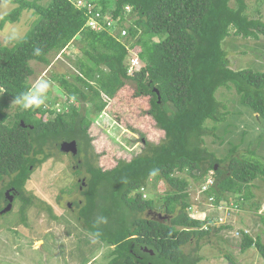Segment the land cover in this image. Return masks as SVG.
<instances>
[{
	"label": "trees",
	"instance_id": "1",
	"mask_svg": "<svg viewBox=\"0 0 264 264\" xmlns=\"http://www.w3.org/2000/svg\"><path fill=\"white\" fill-rule=\"evenodd\" d=\"M8 1L16 6L2 17L0 28L7 21L16 22L23 10H32L37 19L15 45L0 44V183L6 181L21 191L31 166L59 151L61 142L74 140L81 163L73 173L81 175L83 168L87 177L79 192L81 203L72 205L82 229L91 235L92 246L112 248L106 264H197L201 257L183 248L195 244L196 250L211 243L213 231L232 229V225L205 226L206 220L190 217L188 181L176 173L199 181L212 172L213 185L206 195L214 197L213 205L233 201V206L245 209L251 204L264 226V214H258L261 202L252 191L253 181L264 180V165L238 157L236 146L219 159L203 145V137L214 136L216 126L228 115L216 99L219 88L232 89L240 105L250 110L254 124H264V72L233 69L221 45L230 35L264 37V22L247 14L245 0H235V6L231 0H99L101 11L113 10L116 25L125 28L123 41L109 30L86 28L85 10L71 0ZM75 40L81 54L73 62V72L51 77L63 92L61 101L46 98L41 107L22 110L15 99L31 87L30 63L48 66L51 54L63 53ZM138 49L139 65L129 74L126 61ZM126 85L132 86L134 98L148 97L145 113L163 139L151 143L138 132L142 152L102 169L95 164L88 128ZM53 103L59 105V112L50 107ZM13 105L16 110L10 115ZM207 121L213 123L210 128ZM149 179L163 182L167 189L143 199L139 189ZM158 202L168 218L150 213ZM42 208L57 219L52 208ZM240 232L239 250L255 249L264 264V231L256 236L244 229ZM225 258L237 264L230 255Z\"/></svg>",
	"mask_w": 264,
	"mask_h": 264
},
{
	"label": "rangeland",
	"instance_id": "2",
	"mask_svg": "<svg viewBox=\"0 0 264 264\" xmlns=\"http://www.w3.org/2000/svg\"><path fill=\"white\" fill-rule=\"evenodd\" d=\"M48 1L37 0L39 4H46ZM245 2L247 14L251 18H259L264 22V0H245ZM230 4L235 6V0H231ZM15 6L8 0H0V23L2 17ZM36 19L32 10H23L16 22H5L0 28V44L6 46L3 43V33L6 29H13L23 37ZM125 23L128 25V22ZM15 44L7 46L11 47ZM221 45L227 52L233 69L264 72V37L252 40L230 35ZM79 46H81L79 41L75 40L63 53L51 54L48 66L31 62L34 74L28 79L30 85L38 79H47L50 81L47 99L56 97L61 101L63 92L51 77L54 73L73 72V62L81 54ZM132 92L131 85L124 86L110 101L105 114L102 113L101 117L95 119L88 128V134L92 138L91 151L95 155V164L102 169H109L118 160H128L142 152L143 141L138 132H141L151 143L156 144L163 139V134L145 113L149 108L148 97L134 98ZM215 96L225 107L228 115L223 123L216 126L214 136L203 137L206 150L213 153L216 158L222 159L231 146H236L238 157L244 155L264 165V124H254L250 110L240 105L238 96L232 89L219 88ZM58 104L53 103L50 107L59 108ZM89 108L86 104V112ZM15 110L16 105H13L9 112L12 114ZM205 125L210 128L213 123L207 121ZM52 153V157L32 170L25 183V189L29 190L28 192H31L33 196V204L24 214V223L19 220L17 206L14 207L13 212L0 215V264H106V252L112 248L103 245L93 247L91 235L82 229L76 219L75 210L66 209L67 203L78 202L79 184L76 180L87 177V174L83 168H80L81 175L73 173L76 160H71L69 154L63 155L54 151ZM176 175L188 181L187 193L192 205L188 211L190 216L197 219L207 218L208 221L211 218L214 219L212 216L216 213L210 211L211 208L207 205L201 206L204 203L202 201L204 195L200 192V186L209 179H213L212 172L199 181L193 180L184 173H176ZM253 184L255 187L252 191L256 199L261 202L258 214H264V180L257 179L253 181ZM166 189L167 186L163 182L154 183L152 179H149L142 197L152 199ZM55 197L59 200V208L56 209H54ZM231 203L234 202L230 201L229 204ZM250 205L247 203L245 209L241 210L233 207L229 216L225 214V217L218 222L217 219L215 220L213 228H220L218 225L236 221L234 223L236 229H241L243 225L252 232L253 236L262 234L264 226L261 225L258 216L254 215L253 209L249 208ZM47 206L53 209V213L55 211L57 219H52L42 208ZM222 206L220 211H225L227 205ZM220 211H217V216H221ZM152 212L164 216L162 202H158ZM209 237L211 243L204 242L196 250H194L195 244H191L184 247L183 251L200 256L201 260L197 264H230L225 255H230L237 264H262V259L255 249L245 252L239 250L236 244L239 240L238 236L234 237L232 230L220 228L213 231Z\"/></svg>",
	"mask_w": 264,
	"mask_h": 264
},
{
	"label": "clouds",
	"instance_id": "3",
	"mask_svg": "<svg viewBox=\"0 0 264 264\" xmlns=\"http://www.w3.org/2000/svg\"><path fill=\"white\" fill-rule=\"evenodd\" d=\"M86 23V22H85ZM86 27V25H84ZM87 28V27H86ZM3 36H4V40H3V43L7 46V45H10V44H15L17 41H19L20 39H22L23 37L17 33L15 30L13 29H6L5 32L3 33ZM36 53L38 54L39 53V49L36 50ZM128 61V59H127ZM126 61V63H127ZM128 67V66H127ZM128 73V72H127ZM131 74V73H129ZM49 88H50V81H48L47 79H44V78H41V79H38L36 82H34L30 88H28L26 91H24L23 93H21L19 96L16 97L15 99V103L22 109V110H29V109H36V108H39L41 107L42 105L45 104V101H46V98H47V94H48V91H49ZM71 103V101H69ZM12 108V107H11ZM11 108L8 110V113L10 115H12L9 111L11 110ZM56 112H59L61 110V108H55ZM102 113L105 114V111H103ZM100 113L97 117V118H100L101 117V114ZM20 124L21 126H24V123L20 120ZM66 142V141H64ZM70 142V141H69ZM62 143V142H61ZM60 143V144H61ZM57 152H60L61 154L63 155H68V154H64V153H70V152H62L60 151V145H59V151ZM77 153H78V149H77ZM76 153V154H77ZM71 154V153H70ZM69 154V155H70ZM75 154V155H76ZM53 155H51L50 157H52ZM71 159H74L71 157ZM74 160H77V158H75ZM81 163V162H80ZM79 163V164H80ZM77 162L74 164V165H77L76 168H78V165ZM34 168L30 169V175L32 173V170ZM74 170V169H73ZM80 170V169H79ZM29 175V177H30ZM28 177V179H29ZM84 178V177H83ZM27 179V180H28ZM27 180L25 181V183L27 182ZM210 180V179H209ZM211 183H209L207 185L208 182H204L205 184L201 185L200 186V192L202 193V195H204V198L202 201H204V203L201 204L202 207L204 206H209L211 209L210 211H212L213 213H216V215L212 216L214 219L211 218L210 221H208V219L204 218V219H201V220H206V223H205V226H212L215 225V220L217 219V222L219 219H221L222 217H225V211H220L222 209V205H226V204H221L219 206H215L213 205V201H214V197L213 196H207L206 195V192L209 190V188L213 185V179L210 180ZM25 183H24V186L22 187V190L24 189L25 187ZM202 186H206V189L202 190ZM145 187L146 186H143L139 189V192L142 194L144 193L145 191ZM198 192V190H197ZM200 192H199V195H200ZM198 194V193H197ZM143 195V194H142ZM141 195V196H142ZM143 199H146L145 196L142 197ZM211 198V200H209ZM196 199V198H195ZM33 204V202H32ZM234 204L231 203L227 205V208H228V211L232 212L233 211V207L236 208V206H233ZM11 206V205H10ZM192 208V205L189 206V208L187 209V212ZM217 208V210H216ZM14 209V208H13ZM239 209V208H237ZM4 210V209H3ZM241 210V209H239ZM14 211V210H13ZM11 211V208L10 210L6 211V212H3L1 211L0 214L3 215V214H6V213H10V212H13ZM217 211H220L221 212V216H217ZM152 212V211H151ZM150 212V213H151ZM230 212L228 213V216L230 214ZM155 213V212H154ZM189 213V212H188ZM25 214V212H23V215ZM156 214V213H155ZM157 216H159L158 218L163 220V219H166L168 218V214H165L164 216H161L160 214H156ZM190 216V213L188 214ZM191 217V216H190ZM193 218V217H192ZM77 219V218H76ZM197 219V218H196ZM236 221L232 222L231 224H222V225H218V226H227V225H232V229H228V230H232V234L234 235V237H237L238 236V239L240 240V229H236V225L234 224ZM214 223V224H213ZM224 229H227V228H224ZM241 229H244L250 236H253L252 235V232H250L249 230H247V228L243 227L242 225V228ZM108 252V251H107ZM106 252V253H107Z\"/></svg>",
	"mask_w": 264,
	"mask_h": 264
},
{
	"label": "built area",
	"instance_id": "4",
	"mask_svg": "<svg viewBox=\"0 0 264 264\" xmlns=\"http://www.w3.org/2000/svg\"><path fill=\"white\" fill-rule=\"evenodd\" d=\"M72 3L75 4L76 7L84 9L87 19H86V27L90 28L92 30L96 31H102V30H109L111 35L118 37L119 40L125 39L126 37V30L125 28L122 29L118 25H116V22H118V18L116 19L113 16L112 11L109 10L107 13H103L100 9L99 0H71ZM126 11H129V6L125 7ZM116 25V26H115ZM139 49L136 51H131V54L128 56V73H132V71L138 67L139 65V59L137 57V54L139 53ZM211 183L210 180H208L207 185ZM206 189V186H202V190ZM211 200V198L209 199ZM230 211H228V208L225 210V214L227 215Z\"/></svg>",
	"mask_w": 264,
	"mask_h": 264
},
{
	"label": "flooded vegetation",
	"instance_id": "5",
	"mask_svg": "<svg viewBox=\"0 0 264 264\" xmlns=\"http://www.w3.org/2000/svg\"><path fill=\"white\" fill-rule=\"evenodd\" d=\"M64 154H70V153H64ZM77 154L76 155L70 154V157L75 159V158H77L76 157ZM76 162H77V164H79L81 161L79 158H77ZM76 167H77V165H73V169H78ZM30 169H32V166L30 167ZM76 181L79 184V186L77 187V192L79 194V192L82 189V186L85 185V180L83 177L82 178L80 177V178H77ZM0 191H1V194H0V212L3 209L7 208V206L11 205V211H13L14 210L13 208L15 206H17V211H18V215H19L21 213V210H22L21 207L24 205L23 203H26V205H25L26 207H25L24 212H26V210L30 206H32L33 196L31 195V192H28L29 190L25 189V187L23 190L20 191V190H17L16 188H14L13 186H7L6 181H1ZM79 196H80V198L78 200V203H81V199H82L81 194H79ZM27 199H29L30 201L27 202L26 201ZM54 204L58 206L59 200L54 198ZM72 204H73V202L67 203L66 209L69 211H74L75 209H74V206ZM151 214H152V216L159 217L153 212H151Z\"/></svg>",
	"mask_w": 264,
	"mask_h": 264
},
{
	"label": "water",
	"instance_id": "6",
	"mask_svg": "<svg viewBox=\"0 0 264 264\" xmlns=\"http://www.w3.org/2000/svg\"><path fill=\"white\" fill-rule=\"evenodd\" d=\"M155 92L158 95V92L155 90ZM159 99V96H157ZM60 151L62 152H70L72 155H75L77 153V146H76V142L74 140L70 141V142H62L60 144ZM11 206H7V208H5L4 210H2L3 212H6L8 210H10Z\"/></svg>",
	"mask_w": 264,
	"mask_h": 264
},
{
	"label": "bare ground",
	"instance_id": "7",
	"mask_svg": "<svg viewBox=\"0 0 264 264\" xmlns=\"http://www.w3.org/2000/svg\"><path fill=\"white\" fill-rule=\"evenodd\" d=\"M68 97V96H67ZM67 106V105H66ZM73 109V108H72ZM229 200V199H228ZM226 202V201H225ZM239 208V207H238Z\"/></svg>",
	"mask_w": 264,
	"mask_h": 264
}]
</instances>
